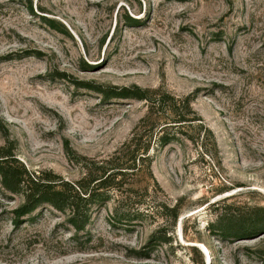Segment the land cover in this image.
<instances>
[{"label": "rangeland", "instance_id": "obj_1", "mask_svg": "<svg viewBox=\"0 0 264 264\" xmlns=\"http://www.w3.org/2000/svg\"><path fill=\"white\" fill-rule=\"evenodd\" d=\"M109 86L191 94L213 136L150 150L156 184L128 177L175 224L119 221L113 195L79 232L48 204L15 224L22 196L0 186V264H264V0H0V146L27 169L75 180L76 155H111L146 107Z\"/></svg>", "mask_w": 264, "mask_h": 264}, {"label": "trees", "instance_id": "obj_2", "mask_svg": "<svg viewBox=\"0 0 264 264\" xmlns=\"http://www.w3.org/2000/svg\"><path fill=\"white\" fill-rule=\"evenodd\" d=\"M98 90L104 97L142 100L146 107L145 113L134 124L128 137L106 159L92 161L76 155L84 160L75 161L80 162L81 166V174L77 179L66 180L50 170H29L13 155L10 142L0 146V186L22 196L21 203L12 211L15 224L40 204H48L56 210L66 211V222L74 232H79L88 221L89 206L104 203L112 195L114 214L119 221L133 226L137 223L134 221L137 216L156 213L168 222L167 226L175 224L178 206L151 201L148 197L136 199L135 192L148 194L147 188L132 185L128 177L144 169L156 184L150 171L152 149L182 139L199 146H204L207 141L214 145L211 132L191 108V94L179 97L159 88L145 89L138 86H109ZM195 126L196 136H193L189 132ZM65 151L67 156L68 152L73 154L66 142ZM253 208L258 213L264 209L258 206ZM257 216L253 219L255 223H262L263 217L260 214ZM157 232L158 229L149 235L147 244L158 241ZM162 236L159 242L167 240L168 236L165 237L164 232ZM144 250L133 249L132 254L137 258H146L148 253Z\"/></svg>", "mask_w": 264, "mask_h": 264}, {"label": "water", "instance_id": "obj_3", "mask_svg": "<svg viewBox=\"0 0 264 264\" xmlns=\"http://www.w3.org/2000/svg\"><path fill=\"white\" fill-rule=\"evenodd\" d=\"M204 253V251H202ZM206 259H207V255H206Z\"/></svg>", "mask_w": 264, "mask_h": 264}]
</instances>
